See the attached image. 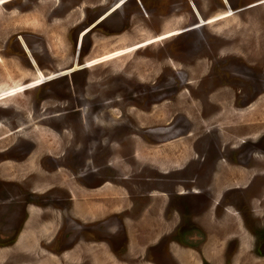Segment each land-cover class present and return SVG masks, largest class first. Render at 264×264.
<instances>
[{
    "label": "rangeland",
    "instance_id": "rangeland-1",
    "mask_svg": "<svg viewBox=\"0 0 264 264\" xmlns=\"http://www.w3.org/2000/svg\"><path fill=\"white\" fill-rule=\"evenodd\" d=\"M116 1L9 0L3 4L0 0V82L10 85V89L0 88L5 91L0 93L1 264L19 263L24 258L18 245H4L25 226L22 219L29 216L30 212L25 210L31 203L39 216L31 218L29 228L20 233H31L28 238L26 234L21 236V245L24 240L36 242L43 237L40 233L38 238L39 232L35 230L40 224L47 232L40 241L49 245L47 241L57 232L60 216L70 218L65 209L70 211L75 202H92L94 198L102 201L106 194L118 195L112 190L89 192L88 189L108 179L120 181L124 189L121 195L126 197L128 208L120 214L126 217V226L123 236L109 235L108 242L100 237L103 230L101 234L78 231L73 235L77 241L82 235H86L87 241H105L102 254L95 255L97 247L88 250L93 255L86 258L92 264H219L221 260L223 264L225 239L219 248L214 247L208 237L215 239L216 231L209 230L220 226L222 236L224 225L231 228L237 224L232 223L235 218L252 227L257 248L264 242L263 212H258L256 203L250 207L248 201L235 204L232 199L238 195L232 193L233 188L245 186L254 174L264 170V153L256 149L248 161L253 169L239 168L235 157L241 150L245 152L244 147H250L251 140H257V144L264 133V119L249 123L247 128L249 117L239 116L240 109H262V105L264 109V0H127L111 13ZM215 14L224 17L192 29ZM102 15L104 19H100ZM28 17L32 20L26 22ZM254 21H258L256 26ZM170 29L172 37L153 41L156 35ZM146 43L149 46L139 50L133 47ZM9 66L14 73L4 76L9 73ZM67 70L70 72H64ZM39 71L46 79L50 73L55 78L36 86ZM139 74L144 78H139ZM110 76L124 81L125 100ZM159 88L179 89L169 97L148 100L160 94ZM207 118L206 126L203 120ZM21 125V132H13ZM218 131L223 137H218ZM171 144L160 149L158 160L167 157L177 164L178 155L190 150L187 160L177 168L185 165L191 177H183L180 169L175 168V172L170 167L165 174L172 170L178 174L173 184L165 181L158 174L160 169L150 163L157 145ZM214 157H218L216 163ZM31 164L45 172L43 179L33 173L35 168ZM198 165L203 166L199 175ZM209 166H215L213 174ZM61 167L65 170L54 171ZM88 167L92 170L91 178L83 170ZM245 169L246 181L225 183L230 177L236 180ZM206 173L211 175L208 180ZM56 177L65 182L66 177L77 180L75 185L81 192L87 191L86 195L72 198L70 188L55 182ZM159 178L163 181L154 180ZM204 183L214 188L203 189ZM187 189L202 190L195 197L183 195ZM155 190L166 194L150 199L149 193ZM224 192L226 201H220ZM246 193L250 199L252 192ZM158 204L162 205L158 207L161 211L147 209ZM94 207L93 203L87 204L86 209L90 212ZM206 207L210 210L198 219L189 211ZM192 221L201 228L203 238L198 241L189 236L187 224ZM160 235L164 236L167 250H148L143 241L158 239ZM122 238L126 239L124 245H120ZM258 252H252L253 259L260 255ZM48 264L59 262L51 258Z\"/></svg>",
    "mask_w": 264,
    "mask_h": 264
},
{
    "label": "flooded vegetation",
    "instance_id": "flooded-vegetation-1",
    "mask_svg": "<svg viewBox=\"0 0 264 264\" xmlns=\"http://www.w3.org/2000/svg\"><path fill=\"white\" fill-rule=\"evenodd\" d=\"M8 1L9 0H7L6 2H8ZM84 65L86 66V64H84ZM75 68L77 69L76 65H75ZM70 70H67L64 72H70ZM39 72H41V71H39ZM64 72H60V75L65 74ZM46 78L47 77H45V75L41 76L36 81L35 85L37 86V85L43 84L46 80L55 78V74L50 73L48 79H46ZM109 78L115 82V83H112V84H114L113 85L114 88L120 87V93L124 97V100H125V95H124V88L125 87H124V85H122L124 83V81L123 80L120 81V78L117 76H114V77L110 76ZM179 88H176V89L171 90V91L159 88V90L161 91L160 94H158L157 97H152L148 100L154 101V100L161 99L164 97H169V95H171L173 93V91H176ZM134 90L132 92H134ZM133 100H136V99H133ZM146 100H147V98H146ZM116 101H118V100H116ZM17 130H18V128H17ZM17 130H15L13 132H16ZM13 132H11V133H13ZM259 138H260V140H259ZM259 138H258V141L260 143L258 142L257 144H254L257 140L256 141L252 140L250 142L251 145L249 148L247 146L244 147L245 152H243V150H241L239 152L240 154L237 153L235 155V157L238 160L237 163L240 165L239 168L253 169V166H250V165L248 166V164H249L248 161H249V159H251L252 150L256 149L258 152H260V154L264 153V133H262ZM160 140H163V138ZM26 141H30V140H26ZM162 145H165V143ZM24 148H25V146H23V150H24ZM244 153H246L245 154L246 158L242 157L243 160H239V157L243 156ZM59 157H60V155H59ZM217 160H218V157H214V163H216ZM114 164L116 165L115 161H114ZM202 167L203 166H200V165L197 166L198 175H199L200 169ZM120 168H122V167H120ZM209 168L211 170L209 172L211 174H213L215 166H209ZM40 169L38 168V170L33 171V173L37 172L36 175L39 174L40 178L43 179L44 178L43 174L45 172H42L41 171L42 169L41 170ZM185 169H186L185 165L182 168H180L181 175L183 177L190 178L191 173H190L189 169L187 170V172L185 171ZM56 170H61L60 172H62L65 169H64V167L63 168L61 167L59 169H55L54 171H56ZM83 170H84V172L88 171L87 173H88L89 177L90 178L92 177V170H90L89 167H88V169L84 168ZM245 170H247V169H245ZM176 171H178V170H175V172ZM175 172L172 170L170 173H167V174H165V173L164 174L158 173V174L162 177H165V181L169 182V184H173V183H175L174 182L175 178L178 177L177 176L178 174ZM206 175H207V173H206ZM207 177H208V175H207ZM210 177H211V175H210ZM210 177H208L207 180ZM66 178H67V182H65V180H63V179L60 180L58 177H56L54 180L58 184L61 183L65 187L70 188V191L72 192V198H77V194L79 196L81 194L86 195L85 192H87V191L81 192L77 188V186L75 185L78 182L77 180L71 179L72 181H70V179L68 177H66ZM156 178H158V177H156ZM154 180L163 181L162 178L154 179ZM176 180H177V178H176ZM247 181H248V183L245 186H242V187L236 186L235 188L232 189L233 190L232 193L238 192V195L233 196L232 199L235 201V204L236 203L243 204L244 202L248 201L249 206H250L253 203H256V209H259L258 212H263L261 215H264V170L257 172L256 174H254L252 176V178H250V180H247ZM80 182L82 183L81 179H80ZM119 182L120 181H117V182L109 181V179H108V180H106L105 183L101 184L100 186L88 189L90 193L91 192L94 193V192H98V191L109 192L107 190H112L113 192L118 193V195L110 196V195L106 194V195L102 196V199H103L102 201L97 200L99 198H94L96 200L92 199L93 200L92 202H91V199H89V202L82 203V204L75 202V207L72 206L70 211H67V209H65L64 211L67 212L68 217H70V218L66 220L65 215L63 217L60 216V222L58 224L57 232L55 233V235L52 238H50L49 241H47V243H49V245L40 241V239L44 240L46 238V235H47L46 230L44 228H42V227H44V225L41 226V224L39 227L36 226L35 230L37 232H39L38 238L40 236V233L43 234V237L41 235L39 240L36 242L24 240L25 243L23 244V246L21 245V243H22L21 236L26 234V233H22V234H20V233L24 229L29 228V223L32 220L31 218H34L35 216H39V214L33 210V209H35L33 207V206H35L34 203H31L29 205L28 209L26 208V210H25V213L30 212L29 216L27 217V215H26V217L25 218L23 217V219H22V223H23V225L25 224V226L22 227V229L18 233L16 232L17 234L12 235L13 237L11 239L8 238L10 240H8L9 242L5 243L4 248H8V246H6L7 244H9V246H11V247L18 245L19 246L18 251L20 252V254L22 253V256L24 255L23 260H20L19 263H23V264H43V263L48 264L49 260L51 258H54L56 261L59 262V264H61V263L62 264H92V261H90L86 258L88 255L92 254V253L90 254L88 250L91 247H97L96 249H94V252H97L98 254H95V255L102 254L103 252H105L104 250L106 249L105 241L102 239H98L97 241H87V240H85L84 237L87 234L96 233L95 231H97L98 234H99V232L101 234V231L103 230V232H104L103 237H102V235L100 237L105 238L106 241L108 242L109 235L111 236L114 234H119L118 236H123L124 231H125V226H126L125 225V218L126 217L125 216L122 217V214H120V211L127 209L128 206H125V202H126L125 198L126 197L124 195H121L124 189L119 185ZM217 186H218V184H216V187ZM202 188L207 189V190H211L212 188H214V186H212V185L206 186V184L204 183L202 185ZM75 190H78L79 192L76 193ZM201 190L202 189H192V190L187 189L182 193H183V195L191 194V195L196 197L198 194H200ZM245 191L246 192H250V191L252 192V195H250L251 196L250 199H248L249 195ZM164 194H166V193L159 192V191L155 190V191H151V193H149L148 197H150V199H151V197L153 198V197L159 196V195L162 196ZM210 196L211 195L208 194L209 198H210ZM240 196L244 197V200H241ZM117 197L120 198V201H118V199L116 200ZM226 197H227V193L224 192L223 194H221L220 201H224L226 199ZM72 198L68 197V200L72 201ZM110 199H112V201ZM153 199H155V198H153ZM167 200H168V196H167ZM208 200H212V199H208ZM92 203H93V206H95V207L93 208V210L88 212V210L86 209L87 204L92 205ZM128 205L130 206L131 203H129ZM229 205H230L229 207H235V205H232V204H229ZM159 206L162 207V205L158 204L157 206H154V205L150 206V207L148 206L147 209H156V210L161 211V209L158 208ZM214 207L216 209V204L214 205ZM225 208L226 207H223L222 210H225ZM207 209H208L207 207L203 208L202 210H195L194 208H192L189 211H192L193 216H195V218L198 219L199 217H202L208 210H210V209H208V210ZM203 211H205V212H203ZM85 216H88V217H85ZM218 218H221V217H218ZM218 221L220 223L221 219H218ZM235 222L237 224H234L231 228L229 226L224 225L223 230H225V231H223L224 235H222V236H221L222 229H220L221 228L220 226H217V227L213 226L209 230V231H211V230L216 231L213 233V236H215V239L211 240V237H208L211 241V244H213L214 247H218L221 243V240H223V238L225 239V244H224L223 249H222L224 256H225V260H224L223 264H264V247H261L264 244V242H262L260 247L257 248L258 241H257L256 235L252 231V227L249 226L248 224H245V222L241 221L240 218L239 219L235 218ZM215 224H216V221H215ZM187 226L190 228L189 230H191V234L189 236L190 237L192 236L195 241H198L201 238H203V236L199 233L201 231V228L198 224H196V222H193V221H192V223L189 222V224H187ZM69 231L73 234L67 233ZM78 231H82V232L85 231L86 232V235H82V237L80 238L79 241H77L76 239L75 240L73 239V235L76 234ZM18 236H19V238H17ZM28 236H31V233H27L25 237L28 238ZM189 236H187V238H190ZM160 237H161V235L158 237V239H155V240L151 239L149 241L148 240L146 241V239H145L143 242L147 243L146 248H148V250H161V249L167 250V248H166L167 245L165 242H167L168 240H166L164 242L165 244H163L162 238L164 236H162V238H160ZM2 240H6V239H2ZM125 240L122 238L120 241V245H124ZM192 243H195V242H192ZM0 248H3V247H0ZM148 250L146 251V253L148 252ZM90 251H91V249H90ZM253 251H256L260 254L255 259H253V257L251 256ZM248 252H250V256H249ZM68 254H70L72 256V258H68L69 257ZM45 256H47L48 260L45 258ZM66 261H69V262L67 263ZM221 261H219V264H221ZM206 262L208 263L207 260H206ZM214 262H216V261H214ZM1 263H2V261H0V264ZM14 264H18V262H15Z\"/></svg>",
    "mask_w": 264,
    "mask_h": 264
},
{
    "label": "bare ground",
    "instance_id": "bare-ground-1",
    "mask_svg": "<svg viewBox=\"0 0 264 264\" xmlns=\"http://www.w3.org/2000/svg\"><path fill=\"white\" fill-rule=\"evenodd\" d=\"M7 0H3V4L6 2ZM101 1V0H100ZM109 1V0H108ZM127 0H117L113 5L115 6L114 8H112L111 10V13L112 12H115V10H117V9H119L125 2H126ZM135 1V0H134ZM81 2V1H80ZM95 2V1H94ZM138 2V1H137ZM85 3V2H84ZM87 3V2H86ZM98 3V2H97ZM110 3V2H109ZM132 3V2H131ZM140 3V2H139ZM88 4V3H87ZM90 4H92L91 2H90ZM135 4V3H134ZM174 4V3H173ZM44 5V4H43ZM77 5V4H76ZM138 5V4H137ZM104 6V5H103ZM102 6V7H103ZM136 6V5H135ZM134 6V7H135ZM109 7V6H108ZM113 7V6H112ZM130 7V6H129ZM123 8H125V7H123ZM133 8V7H132ZM174 8V7H173ZM3 9V8H2ZM144 9V8H143ZM123 10V9H122ZM117 12V11H116ZM25 13V12H24ZM110 13V12H109ZM69 14V13H68ZM111 15V14H110ZM124 15H125V13H124ZM127 15V14H126ZM222 14H215V15H213L211 18H209L207 21H205L204 23L202 22V23H197L196 25H194L193 27H192V29L193 28H195V29H197V28H199V27H201V26H203V25H207V24H212L213 22H215V21H219L222 17H224V16H221ZM70 16V15H69ZM139 16V15H138ZM255 16H257V15H255ZM114 17V16H113ZM118 17V16H117ZM70 18V17H69ZM115 18V17H114ZM127 18V17H126ZM137 18V17H136ZM248 18V17H247ZM255 18V17H254ZM100 19H104V15H102V17H100ZM125 19V18H124ZM29 20H32L31 19V17H28V18H26V22L27 21H29ZM114 20V19H113ZM112 20V21H113ZM249 20V19H248ZM253 20V19H252ZM123 21H125V20H123ZM166 21V20H165ZM169 21V20H168ZM8 22V21H7ZM21 22V21H20ZM171 22V21H170ZM173 22V21H172ZM221 22V21H220ZM219 22V23H220ZM250 22V21H249ZM256 21H254V23H255ZM258 22V21H257ZM256 22V23H257ZM61 23V22H60ZM65 23V22H64ZM256 23H255V26H256ZM53 24V23H52ZM12 25V24H11ZM171 25V24H170ZM220 25V24H219ZM248 25H250V24H248ZM252 25H253V23H252ZM208 26V25H207ZM171 27H172V25H171ZM170 27V28H171ZM174 27V26H173ZM248 27V26H247ZM250 27V26H249ZM208 28V27H207ZM229 28V27H228ZM167 29V28H166ZM217 29V28H216ZM252 29V28H251ZM257 29V28H256ZM149 30V29H148ZM158 30H159V28H158ZM249 30V29H248ZM141 31V30H140ZM254 31V30H253ZM252 31V32H253ZM149 32V31H148ZM163 32V31H162ZM182 32V31H181ZM212 32V31H211ZM214 33V32H213ZM222 33V32H221ZM224 33V32H223ZM49 34V33H48ZM151 35V34H150ZM220 35V34H219ZM173 36V34H172V29H170V30H167V31H165V32H163V33H161V34H159V35H156L155 37H154V39H153V41L155 42V41H157V40H161V39H163V38H170V37H172ZM225 36V35H224ZM229 37V36H228ZM56 38V37H55ZM176 38V37H175ZM18 44V43H17ZM239 45V44H238ZM145 46H149V44L148 43H146V44H139L138 46H136V45H134L133 47L136 49V50H139V49H141V47H145ZM235 46H237V45H235ZM240 46V45H239ZM231 48V47H230ZM241 48V47H240ZM45 49V48H44ZM59 49V48H58ZM71 49V48H70ZM228 49V48H227ZM226 49V50H227ZM238 49V48H237ZM230 50H232V49H230ZM244 50V49H243ZM47 51V50H46ZM239 51V50H238ZM241 51V50H240ZM245 51V50H244ZM234 53V52H233ZM237 53V52H236ZM240 53V52H239ZM237 55V54H236ZM248 55V54H247ZM252 55V57H253V55L254 54H251ZM240 56V55H239ZM249 56H250V54H249ZM249 56L247 57V58H249ZM242 57V56H241ZM256 57V56H255ZM244 59V58H243ZM256 59V58H255ZM251 60H252V58H251ZM255 61V60H254ZM251 62V61H250ZM171 64V63H170ZM169 64V65H170ZM248 64V63H247ZM172 65H174V64H172ZM175 66H176V63H175ZM173 68H174V66H173ZM172 68V69H173ZM177 67H175V69H176ZM11 70V68H10V66H9V73L7 72L6 74H4V76H9V75H12L14 72L13 71H10ZM115 71H119V69L118 70H115ZM194 71V70H193ZM186 73V72H185ZM175 74V73H174ZM41 76H43V74H42V72L40 73V76H39V78L41 77ZM1 77V76H0ZM3 77V76H2ZM144 78V76L143 75H141V74H139V78ZM5 78V77H4ZM175 78H176V76H175ZM185 80V79H184ZM182 82V81H181ZM180 83V82H179ZM0 88H6V89H10V85L9 86H5L2 82H0ZM259 90V89H258ZM0 93L3 95L4 93H5V91L3 90V91H0ZM214 93V92H213ZM260 95H263L262 93L260 94ZM260 97V96H259ZM262 97V96H261ZM213 98V97H212ZM250 98V97H249ZM256 98V97H255ZM8 99V98H7ZM10 100H13L12 99V97L10 98ZM256 100H257V98H256ZM253 101V100H252ZM255 101V100H254ZM264 102V101H263ZM162 103V102H161ZM215 103H219V102H215ZM6 104V103H5ZM13 104V103H12ZM220 104V103H219ZM249 104H250V102H249ZM248 104V105H249ZM254 104V103H253ZM261 104V103H260ZM221 105V104H220ZM242 105V104H241ZM241 105H239V106H241ZM247 105V104H246ZM257 105H259V104H257ZM224 106V105H223ZM231 106V105H230ZM237 106V105H236ZM251 106V105H250ZM255 106V105H254ZM235 107V106H234ZM247 107V106H246ZM245 107V108H246ZM252 107H253V105H252ZM153 108H156V106H153ZM221 108V107H220ZM223 108V107H222ZM221 108V109H222ZM226 108V107H225ZM232 109H233V107H231ZM230 108V109H231ZM244 108V107H243ZM248 108V107H247ZM232 109H231V111H232ZM234 110H235V108H234ZM246 110V109H245ZM249 110V109H248ZM189 111V110H188ZM236 111V110H235ZM238 111V110H237ZM137 112V111H136ZM239 112H241L240 114H239V116L240 117H245V116H248L249 117V120H247L246 122H248L246 125L244 124V122L242 123L243 125H245L247 128L249 127V123H253L255 120H257V119H264V109H263V105H262V109H260V108H255V109H252V110H250V111H242V109H240L239 110ZM138 113V112H137ZM230 113H232V112H230ZM238 113V112H237ZM190 114V113H189ZM210 114V113H209ZM228 114V113H227ZM232 115V114H231ZM155 117H157V114L156 115H154ZM211 116V115H210ZM218 116H220V115H218ZM226 116V115H225ZM29 117V116H28ZM184 117V116H183ZM185 117H187L186 115H185ZM184 117V118H185ZM189 117V116H188ZM187 117V118H188ZM209 117V116H208ZM227 117H229V116H226V118ZM233 117H235V116H233ZM225 118V117H224ZM167 120H168V116H167V118H166ZM209 118H207V121H206V119L205 120H203V125H208V123H209V120H208ZM167 120H165V122L167 121ZM188 120H190V119H188ZM227 120H229V119H227ZM226 120V122H228ZM232 120H234V119H232ZM218 121H220V120H218ZM224 121V120H223ZM223 121H222V123H223ZM259 121V120H258ZM221 122V121H220ZM231 123V122H230ZM230 123H228V124H230ZM1 124V123H0ZM168 124V123H167ZM196 123H194V125H195ZM220 124V123H219ZM226 124V123H225ZM215 125V124H214ZM30 126V124L27 126V127H29ZM196 126V125H195ZM222 126V125H221ZM223 126H226V125H223ZM245 126H243L242 127V129L245 127ZM253 127V126H252ZM193 128V127H192ZM215 128V127H214ZM22 129H24V127L21 125L19 128H18V130L16 131V132H21V130ZM218 129V128H217ZM39 130V129H38ZM219 130H222V129H220L219 128ZM245 130V129H244ZM258 130V129H257ZM225 131V130H224ZM255 131V130H254ZM207 132H208V130H207ZM29 133V132H28ZM228 133V132H227ZM32 134V133H31ZM225 134V133H224ZM229 134V133H228ZM228 134H226V135H228ZM251 134V133H250ZM256 134V133H255ZM1 135V134H0ZM35 135V134H34ZM54 135V134H53ZM192 135V132L190 133V134H188V137H190ZM204 135H205V133H204ZM252 135V134H251ZM6 136H8V135H6ZM31 136V135H30ZM202 136V135H201ZM232 136V135H231ZM255 136V135H254ZM253 136V137H254ZM218 137H223V135H222V132H219L218 131ZM248 137H250L249 135H248ZM1 138V137H0ZM35 138V137H34ZM37 138V137H36ZM180 138V137H179ZM235 138V137H234ZM2 139V138H1ZM260 139V138H259ZM40 141H41V139H39ZM244 140V139H243ZM242 141V140H241ZM252 141V140H251ZM256 141V140H255ZM245 142H247V141H245ZM250 142V141H249ZM8 143V142H7ZM239 143V142H238ZM253 143V142H252ZM260 143V142H259ZM175 144H178V143H175ZM174 144V145H175ZM39 146V145H38ZM157 146H159V147H156V152H153V155L151 156V160H150V163L153 165L152 167H155V169L156 168H158V169H160V173H166L167 171V169L168 168H170V167H173L174 169L175 168H177V167H181L182 165H183V163L185 162V160H187L186 158V156H189L190 155V150H189V152H187V151H185V153H183V154H179L178 155V157H177V164H175V163H173V162H169V160H168V158L167 157H164L162 160H158V158H157V154L160 152V149L161 148H164V147H169V146H172V144L171 145H168V146H162V145H157ZM41 147V146H40ZM171 148V147H170ZM49 149V148H48ZM147 150H151L150 148L149 149H147ZM59 151V150H58ZM33 153V152H32ZM31 153V154H32ZM35 154V153H34ZM148 154H149V152H148ZM156 154V155H155ZM224 154V153H223ZM32 157V156H31ZM246 158V157H245ZM31 159V158H30ZM30 159H28L27 161L28 162H30L31 160ZM34 159L35 158H33L32 159V161H34ZM222 160V159H221ZM4 163L6 162V161H3ZM188 163V162H187ZM7 165H9V163L7 164ZM31 165H33V164H31ZM218 165V164H217ZM225 165V164H224ZM33 168H35L34 169V171H36V170H38V167H35V165H33ZM223 168H225V167H223ZM228 168H230V167H228ZM177 169H180V168H177ZM165 170V171H164ZM176 170V169H175ZM228 170V169H227ZM158 171V170H157ZM247 170H244V173L243 172H241L240 173V175L238 176V177H236V180L234 179V178H231L230 177V179L229 180H227L225 183H228L229 181H234V182H236V183H238V182H244V181H246L245 179H244V175H246V172ZM10 174V173H9ZM202 175V174H201ZM213 178V177H212ZM90 250V249H89ZM70 254H68V256H69Z\"/></svg>",
    "mask_w": 264,
    "mask_h": 264
},
{
    "label": "crops",
    "instance_id": "crops-1",
    "mask_svg": "<svg viewBox=\"0 0 264 264\" xmlns=\"http://www.w3.org/2000/svg\"><path fill=\"white\" fill-rule=\"evenodd\" d=\"M85 217H88V216H85ZM235 222V219H233V221H232V223H234ZM18 264H23V263H18ZM44 264V263H43Z\"/></svg>",
    "mask_w": 264,
    "mask_h": 264
}]
</instances>
